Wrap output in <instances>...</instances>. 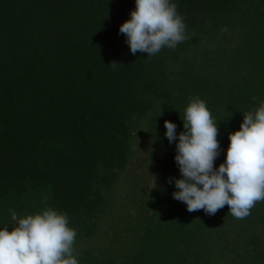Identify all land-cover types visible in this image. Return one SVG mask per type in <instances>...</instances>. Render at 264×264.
Masks as SVG:
<instances>
[{"label":"trees","instance_id":"1","mask_svg":"<svg viewBox=\"0 0 264 264\" xmlns=\"http://www.w3.org/2000/svg\"><path fill=\"white\" fill-rule=\"evenodd\" d=\"M171 2L188 38L148 57L119 33L135 0H0V230L47 197L78 264H264V201L244 219L187 211L164 126L179 136L200 97L225 162L264 100V0Z\"/></svg>","mask_w":264,"mask_h":264},{"label":"clouds","instance_id":"2","mask_svg":"<svg viewBox=\"0 0 264 264\" xmlns=\"http://www.w3.org/2000/svg\"><path fill=\"white\" fill-rule=\"evenodd\" d=\"M135 4L131 18L119 29L132 55L151 57L165 47L175 50L188 38L184 18L171 0H135ZM253 100L259 107L243 114L240 130L229 133L226 160L218 168L214 162L222 152L219 123L205 100L189 97L179 136L176 124L164 122L169 143L179 141L175 161L181 178L174 180L173 199L185 203L187 211L203 209L215 215L228 205L233 217L244 219L257 202L264 201V100ZM42 204L40 212L23 218L10 210L15 223L11 231L9 226L0 230V264H78L74 247L78 230L69 226L67 213L48 206L47 197Z\"/></svg>","mask_w":264,"mask_h":264}]
</instances>
